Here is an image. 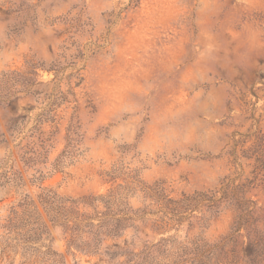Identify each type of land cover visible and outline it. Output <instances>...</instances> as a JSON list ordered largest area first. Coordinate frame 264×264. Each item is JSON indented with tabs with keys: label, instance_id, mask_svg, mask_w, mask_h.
Here are the masks:
<instances>
[{
	"label": "rangeland",
	"instance_id": "1",
	"mask_svg": "<svg viewBox=\"0 0 264 264\" xmlns=\"http://www.w3.org/2000/svg\"><path fill=\"white\" fill-rule=\"evenodd\" d=\"M247 228L264 264V0H0V264H247Z\"/></svg>",
	"mask_w": 264,
	"mask_h": 264
},
{
	"label": "trees",
	"instance_id": "2",
	"mask_svg": "<svg viewBox=\"0 0 264 264\" xmlns=\"http://www.w3.org/2000/svg\"><path fill=\"white\" fill-rule=\"evenodd\" d=\"M113 196H114L113 192H110L107 195H99V196L93 197L89 201L87 200L86 197H82L80 199L71 201V205L69 207H67L65 212H67V213L75 212L76 211V209H75L76 205L80 204V203H82L86 206L92 207L94 210H96L98 208V206L95 205V203H102L104 206H107L108 204H110ZM206 199L209 202H212L210 198H206ZM208 206H210V205H208ZM75 213L78 214V212H75ZM254 233H255V231H254ZM253 235H254L253 230H248V228H247V231L245 234L247 241H246V246L244 247V250L246 251L245 257L249 260L247 264L255 263V262L257 264L258 263L257 262L258 255H259L260 250H261V247L258 245L257 240L254 239ZM225 247L226 246L224 245L222 251H224V253L227 254L228 256L229 255L231 256V257H229V263L230 264H237V260H235V258H237V256L239 257V250H237V248L239 247L238 244H232V247L228 252H225V250H224ZM204 253H205V251L201 247L196 246L195 248H192L191 246L180 243L176 247V251H174V253H172V255H175V256H177L178 259H181L184 255L193 254L194 259L202 260Z\"/></svg>",
	"mask_w": 264,
	"mask_h": 264
}]
</instances>
